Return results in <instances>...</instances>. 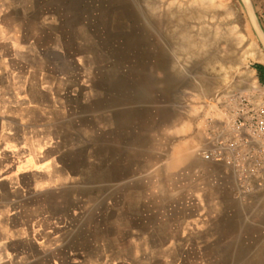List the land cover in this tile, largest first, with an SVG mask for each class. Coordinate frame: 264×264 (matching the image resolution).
Here are the masks:
<instances>
[{
  "label": "crops",
  "instance_id": "0c3cea01",
  "mask_svg": "<svg viewBox=\"0 0 264 264\" xmlns=\"http://www.w3.org/2000/svg\"><path fill=\"white\" fill-rule=\"evenodd\" d=\"M66 5L0 0V264H111L113 257H98L96 249L106 252L113 240L98 241L95 234L115 231L112 217L120 209L127 213L133 200L138 210L143 195L104 193L97 185L138 184L149 169L158 183L171 184L185 167L194 168L146 145L155 133L146 135L144 100L130 83H107L112 59L104 60L73 28L65 32ZM223 173L216 175L228 189ZM204 194L154 193L160 203L153 208L159 217L154 246H207ZM195 199L200 208L193 210ZM189 232L201 233L200 239L187 240ZM158 256H136L132 264L178 261L173 254Z\"/></svg>",
  "mask_w": 264,
  "mask_h": 264
},
{
  "label": "rangeland",
  "instance_id": "374dc122",
  "mask_svg": "<svg viewBox=\"0 0 264 264\" xmlns=\"http://www.w3.org/2000/svg\"><path fill=\"white\" fill-rule=\"evenodd\" d=\"M64 1L68 6L66 11H70L65 32L73 28L75 33L101 49L100 56L104 60L112 59L105 74L107 83H130V90L133 88L138 92L137 97L144 100L146 135L155 133L159 150L163 154L172 153L175 147L194 150L192 163L195 169L192 168L190 174L195 178L191 180L187 179L188 175L179 173L171 184L167 181L158 183L153 170L149 169L144 173V181L138 184L121 185L113 181L109 186L108 183L97 185L98 191L102 187L104 193L113 190L143 195L138 210L134 205L136 200H130L127 213L120 209L118 215L112 217L115 231L96 232L98 241L113 240L112 247L106 252L97 247V256L111 255V264H132L136 256L152 260L163 254L176 255L178 261L171 264H264V173L258 178L250 177L253 182H249L246 181L248 175H239L236 169H227L221 163L204 167L206 162L199 154V149L222 142L216 133L242 116L243 99L262 97L264 100V84L255 68L257 64L264 65V61L248 56L250 50H256L264 57V45L243 1L214 0L213 11L205 18H194L191 23L196 33L203 25L219 27L227 33V42L219 49L221 54L229 55L227 51L232 54L226 82L221 81L219 63L211 61L207 52L199 48L187 49L183 38L174 34V24L180 15L174 12L184 15L194 12L199 16L209 9L212 0ZM251 3L264 28V0H251ZM149 5L159 8L151 12ZM228 10L231 15L227 14ZM68 38L66 36V43ZM251 69L256 70L257 83L248 82L244 76L246 70ZM132 83H141V86ZM181 121L188 122V130L181 126ZM174 125L175 133L170 134L168 130ZM182 155H177L178 165L183 164ZM216 173L227 175L224 178L230 185L228 189ZM132 178L129 180H134L136 175ZM214 187L219 189L218 194L214 199L208 198L202 210L207 214L203 217L206 226L202 233L207 246L158 248L153 245V240L159 238L152 230L154 222L159 220L158 210L153 208L160 204L154 199V193L166 197L167 193L173 192L182 196L185 193H209ZM115 202L124 201L118 198ZM178 203L184 201L178 200ZM189 206L193 210L200 208L197 199L190 201ZM164 234L168 241L169 233ZM84 235L86 233L82 232V239ZM186 236L192 241L200 239L201 233L189 232ZM65 240L67 246L70 236L66 235ZM65 250L68 251V246Z\"/></svg>",
  "mask_w": 264,
  "mask_h": 264
},
{
  "label": "built area",
  "instance_id": "2783aa9c",
  "mask_svg": "<svg viewBox=\"0 0 264 264\" xmlns=\"http://www.w3.org/2000/svg\"><path fill=\"white\" fill-rule=\"evenodd\" d=\"M243 102L242 116L227 128L218 129L216 136L222 142L203 147L201 156L206 162L236 169L239 175L249 176L246 181L253 182L264 173V100L245 98Z\"/></svg>",
  "mask_w": 264,
  "mask_h": 264
},
{
  "label": "bare ground",
  "instance_id": "6f19581e",
  "mask_svg": "<svg viewBox=\"0 0 264 264\" xmlns=\"http://www.w3.org/2000/svg\"><path fill=\"white\" fill-rule=\"evenodd\" d=\"M195 1L203 2L205 0H195ZM170 5L172 6V3H170ZM215 7L218 8L217 5ZM149 8H150L149 10L151 12H156V10H157V8H159V6L157 7V5H149ZM208 8L209 9H206L201 14H199V16H196L194 12H191L189 14L185 13V15L181 14L178 11L174 12L173 14H175V13L180 14L177 21L174 24V27H176V29H174V34L176 36L180 35V37L183 38L184 46L187 49L193 50V49L199 48V49H201V51L207 52V55H209V57L211 58V61L219 63L221 66V77H222L221 81L226 82L227 78H228V72L226 70L230 69L229 64H230V60H231L230 58L232 57L231 56L232 54H230L231 53L230 51H227V54H229V55L221 54L219 49H220V47H222L223 43L227 42V40H226L227 33L223 32L219 27L214 29L213 26H205V25H203V27H201L199 29V31L196 33L195 26H193V24H191L193 22L194 18L197 17V18L201 19V18H203V16L205 18L207 16V14H210L211 11H213L214 0H212V2H209ZM227 14L231 15V12L228 10ZM229 56H231V57L229 58ZM248 56L254 60L264 61V57L260 54V52H258L256 50H250L248 52ZM255 73H256V70H254V69L246 70V72L244 73V76L248 82L257 83ZM223 84H226V83H223ZM226 123L228 124V122H226ZM181 126L184 127L186 130H188V128H189V124L187 121H181ZM175 129H176V125L171 126L168 131L170 134H174ZM147 139H148V141L145 140L146 145L150 144V147L155 148V149L158 147V142H157V139L155 138V136H153V137L147 136ZM253 141H254V139H252V142ZM184 147H187V146H184ZM183 151H185L186 154L182 155L181 153ZM199 154H201L200 149H199ZM172 155H174L173 156V158H175L174 160H179V159H177V155L178 156L182 155L181 160H182L184 166H188L189 163H192V160L194 158V150H192V148L189 149V148H181L180 147L179 149H177L175 147L172 151ZM209 164L210 163L206 162L204 164V167H210ZM189 171H190V168L185 167V170H183L182 173L184 176L189 175V177L187 179L190 180L191 174ZM160 175H161V173H159V176ZM162 176H164V174H162ZM165 176H166V174H165ZM218 192H219L218 188L212 189L209 191V193H205L204 197L214 199L215 195L218 194Z\"/></svg>",
  "mask_w": 264,
  "mask_h": 264
},
{
  "label": "water",
  "instance_id": "95a60500",
  "mask_svg": "<svg viewBox=\"0 0 264 264\" xmlns=\"http://www.w3.org/2000/svg\"><path fill=\"white\" fill-rule=\"evenodd\" d=\"M246 10H247V14L249 16V19L252 23V25L254 26V29L256 30L261 42L264 45V28L263 25L256 13V11L254 10V7L252 6L251 0H242Z\"/></svg>",
  "mask_w": 264,
  "mask_h": 264
},
{
  "label": "trees",
  "instance_id": "16d2710c",
  "mask_svg": "<svg viewBox=\"0 0 264 264\" xmlns=\"http://www.w3.org/2000/svg\"><path fill=\"white\" fill-rule=\"evenodd\" d=\"M255 68L258 70L259 75H260V79H261L262 83L264 84V65L257 64V65H255Z\"/></svg>",
  "mask_w": 264,
  "mask_h": 264
}]
</instances>
